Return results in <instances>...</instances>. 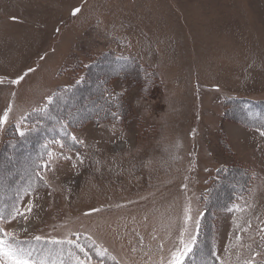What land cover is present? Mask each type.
<instances>
[{
	"label": "rangeland",
	"instance_id": "rangeland-1",
	"mask_svg": "<svg viewBox=\"0 0 264 264\" xmlns=\"http://www.w3.org/2000/svg\"><path fill=\"white\" fill-rule=\"evenodd\" d=\"M128 58L158 72L148 98L97 78L100 65ZM94 66L89 81L125 92L135 120L70 130L82 154L51 147L47 186L0 202V228L46 264H76L71 254L85 264H167L197 238L211 176L235 164L251 177L248 192L201 236L213 255L196 240L183 264H264V135L230 117L241 98L246 114L263 116L264 0H0V147L10 125L33 128L46 98L86 82ZM13 151L25 177L28 151ZM29 204L28 219L17 217Z\"/></svg>",
	"mask_w": 264,
	"mask_h": 264
},
{
	"label": "trees",
	"instance_id": "trees-1",
	"mask_svg": "<svg viewBox=\"0 0 264 264\" xmlns=\"http://www.w3.org/2000/svg\"><path fill=\"white\" fill-rule=\"evenodd\" d=\"M113 63L114 65H100L97 78L105 79V83L114 78H119L128 85L131 83L132 87H138L137 90L141 94L144 93L146 98L149 97L148 91L154 88L153 85L159 81L157 71L142 65L134 58H128L125 63L116 61H113ZM99 67L94 66L91 68V74L86 82L57 89L53 100L46 105V111L38 118L31 116L28 119L34 127L27 128L25 130L26 135L23 138L19 136L13 124L8 127L2 139V147H0V202L6 208L8 204L12 205L21 193L39 192L47 186L44 179H41L36 173L39 172L42 176L44 167L41 165L44 164L46 159L44 156L50 152L51 147L60 146V144L51 141L52 139L60 140L64 145L63 149L82 154V146L70 139V130L82 127L88 122H95L97 125L105 122L123 125L135 120L133 106L126 100L125 92L122 90H120L121 92H113L111 87L106 86L103 82L98 85L91 83L95 78L92 74H95ZM89 78L92 80L89 81ZM79 92H81L80 95H78ZM76 95L77 99H74ZM244 102H246V98L237 100L234 106L236 116H230L229 108H232V101L225 100L224 116L234 117L239 123L264 131V109L260 112L263 114L262 119L251 118L243 110L242 103ZM251 103L259 108L263 105L253 101ZM83 110L85 111L81 115L78 114ZM113 112L118 113L119 119L112 117L111 113ZM60 121H63L66 125L65 129L61 128ZM57 133L63 134V136H59ZM14 148L18 149L17 155L28 151V156L26 155L28 157L27 162L23 164V166L28 165V167H24L27 177L20 175L21 169L18 170L17 168L16 172L13 169V164L16 163L17 158L13 159L10 153H15ZM250 183L251 177L249 178L243 168L241 171V168L235 166V164H226L216 169L214 175L210 178L207 189L204 191L205 194L201 198L203 213L199 219V232L196 239L200 241V244L203 243L201 236L205 238L209 233H213V223L218 212L230 209L238 197L248 192ZM8 190L10 191L6 193ZM4 194H8V196L5 197ZM84 244L83 241V247ZM203 250L209 255H213V252L210 253L204 243Z\"/></svg>",
	"mask_w": 264,
	"mask_h": 264
},
{
	"label": "snow or ice",
	"instance_id": "snow-or-ice-1",
	"mask_svg": "<svg viewBox=\"0 0 264 264\" xmlns=\"http://www.w3.org/2000/svg\"><path fill=\"white\" fill-rule=\"evenodd\" d=\"M80 9L76 8L73 9V15H75L77 12H79ZM15 19V18H13ZM87 67V66H86ZM29 72L32 71V69L28 70ZM23 79V77H18L16 80H13L12 83L16 84L19 82V80ZM79 83V81H77ZM49 102L53 100V97L49 96L46 98ZM112 117L114 119H119L118 113L113 112L111 113ZM7 120V111L3 115H0V128H3L4 124ZM60 126L62 129L66 128V125L63 121H60ZM16 131L18 132L19 136L23 138L26 135L25 131H22L19 127H17ZM261 135H264V131H261ZM70 139H72L74 142H82L78 141L75 136H70ZM57 144H60L61 147H64L63 143L60 140L54 141ZM47 147V146H45ZM49 156H51V152H49ZM42 167H48L47 163H44L41 165ZM37 176H40L41 179L43 177L39 172L36 173ZM32 211V206L29 204V206L26 208L25 212L19 211V209L15 210V214L17 217H21L25 220L28 219L27 215L25 214L30 213ZM188 209H186V212ZM186 219H191L190 216H187ZM198 227V225H197ZM14 236L12 232L5 231L3 228H0V264H46L44 258L37 259L33 254L36 252V249H28L21 246H18L16 243H14ZM36 240L41 239L39 236L35 237ZM196 236H193L191 240L187 243H184V241H181V244L183 245L182 248L177 249L176 251H173L171 253V258L167 261V264H183L185 257H187L189 254L193 252V246L196 243ZM59 243V241H56ZM68 244H73L75 241L69 240L67 241ZM77 248H80L81 251H83V248L77 244ZM73 256V259H75L76 264H85L83 260H80L78 256H75L74 254H71Z\"/></svg>",
	"mask_w": 264,
	"mask_h": 264
}]
</instances>
